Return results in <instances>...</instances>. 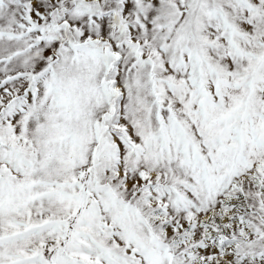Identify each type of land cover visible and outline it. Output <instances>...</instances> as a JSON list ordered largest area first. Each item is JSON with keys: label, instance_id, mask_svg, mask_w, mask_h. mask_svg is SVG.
<instances>
[{"label": "rangeland", "instance_id": "obj_1", "mask_svg": "<svg viewBox=\"0 0 264 264\" xmlns=\"http://www.w3.org/2000/svg\"><path fill=\"white\" fill-rule=\"evenodd\" d=\"M168 252L264 264V0H0V264Z\"/></svg>", "mask_w": 264, "mask_h": 264}, {"label": "water", "instance_id": "obj_2", "mask_svg": "<svg viewBox=\"0 0 264 264\" xmlns=\"http://www.w3.org/2000/svg\"><path fill=\"white\" fill-rule=\"evenodd\" d=\"M104 53L105 54H108V55H114V56H117V54L115 52H110V48L108 45H106L104 47ZM172 256H173V253L172 252H168V257H169V262L168 264H172Z\"/></svg>", "mask_w": 264, "mask_h": 264}, {"label": "bare ground", "instance_id": "obj_3", "mask_svg": "<svg viewBox=\"0 0 264 264\" xmlns=\"http://www.w3.org/2000/svg\"><path fill=\"white\" fill-rule=\"evenodd\" d=\"M117 89H118V90H121V94L123 93V92H122V89H121L120 87H117Z\"/></svg>", "mask_w": 264, "mask_h": 264}]
</instances>
